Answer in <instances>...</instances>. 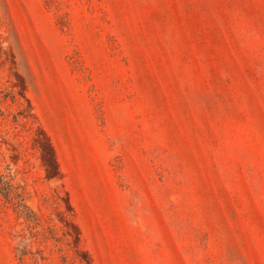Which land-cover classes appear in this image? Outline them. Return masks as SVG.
<instances>
[{"label":"rangeland","instance_id":"obj_1","mask_svg":"<svg viewBox=\"0 0 264 264\" xmlns=\"http://www.w3.org/2000/svg\"><path fill=\"white\" fill-rule=\"evenodd\" d=\"M0 264H264V0H0Z\"/></svg>","mask_w":264,"mask_h":264}]
</instances>
